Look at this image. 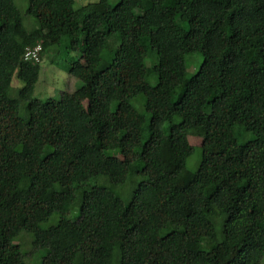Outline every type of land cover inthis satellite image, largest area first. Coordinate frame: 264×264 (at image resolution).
I'll list each match as a JSON object with an SVG mask.
<instances>
[{
  "label": "trees",
  "instance_id": "obj_1",
  "mask_svg": "<svg viewBox=\"0 0 264 264\" xmlns=\"http://www.w3.org/2000/svg\"><path fill=\"white\" fill-rule=\"evenodd\" d=\"M73 2L0 0V264L22 232L41 264H260L264 0ZM64 38L81 85L41 100L23 52Z\"/></svg>",
  "mask_w": 264,
  "mask_h": 264
},
{
  "label": "rangeland",
  "instance_id": "obj_2",
  "mask_svg": "<svg viewBox=\"0 0 264 264\" xmlns=\"http://www.w3.org/2000/svg\"><path fill=\"white\" fill-rule=\"evenodd\" d=\"M96 0H74L73 7L75 9L79 8L87 2H93ZM108 2L114 4L117 0H108ZM16 5L20 10H24L27 5V0H15ZM23 25L26 29L30 30L36 27L35 22L32 18L24 16ZM60 46L57 48H52L48 52L40 51L39 55V72L38 79L35 83L33 89V96L45 100L47 98H57L59 94L63 91H73L79 85H81L80 80L69 74L65 65L68 60L81 58V53L78 50V46L72 44L67 38L62 39L59 42ZM202 60V55L200 53H190L185 56L186 74L190 75L199 66ZM150 82H154V78L150 79ZM21 81H19L15 76L13 77L12 85L17 89L21 86ZM16 95V91L13 92ZM138 104V103H137ZM252 135L247 134L245 138L251 137ZM187 139L192 145H199L201 143V137L189 134ZM242 140V139H239ZM199 146L195 147V151L186 159V166L189 169H195L199 160ZM111 155L118 156L116 149L111 150ZM57 217H51L49 222L56 221ZM20 246L21 250L24 252V264H41L42 257L47 253L45 248H35L32 244V234L28 232H22L21 236L16 240ZM264 264V255L261 258V263Z\"/></svg>",
  "mask_w": 264,
  "mask_h": 264
},
{
  "label": "built area",
  "instance_id": "obj_3",
  "mask_svg": "<svg viewBox=\"0 0 264 264\" xmlns=\"http://www.w3.org/2000/svg\"><path fill=\"white\" fill-rule=\"evenodd\" d=\"M40 51H41L40 45L26 47L23 52V59L28 61L38 62Z\"/></svg>",
  "mask_w": 264,
  "mask_h": 264
}]
</instances>
